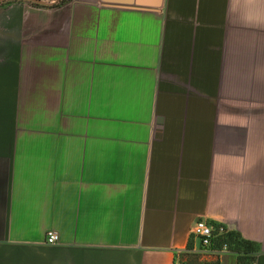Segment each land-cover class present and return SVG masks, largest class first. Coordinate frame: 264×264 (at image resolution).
Returning a JSON list of instances; mask_svg holds the SVG:
<instances>
[{"label": "crops", "instance_id": "crops-1", "mask_svg": "<svg viewBox=\"0 0 264 264\" xmlns=\"http://www.w3.org/2000/svg\"><path fill=\"white\" fill-rule=\"evenodd\" d=\"M57 3H0V264H264V0Z\"/></svg>", "mask_w": 264, "mask_h": 264}, {"label": "trees", "instance_id": "trees-1", "mask_svg": "<svg viewBox=\"0 0 264 264\" xmlns=\"http://www.w3.org/2000/svg\"><path fill=\"white\" fill-rule=\"evenodd\" d=\"M210 224L214 229L210 243L211 249L235 253L237 264H253L255 262V256L259 249L257 242L244 238L237 229H230L215 222H210ZM220 226L225 227L223 232L218 231ZM188 246H190V241Z\"/></svg>", "mask_w": 264, "mask_h": 264}, {"label": "built area", "instance_id": "built-area-1", "mask_svg": "<svg viewBox=\"0 0 264 264\" xmlns=\"http://www.w3.org/2000/svg\"><path fill=\"white\" fill-rule=\"evenodd\" d=\"M213 227L210 223H207L203 219H199L195 221L192 226L191 233L199 238L200 243L203 246H207L211 242V238L213 235ZM225 230L224 226H220L218 228L219 232H223ZM58 234L55 231H48L46 235V241L49 244H55L58 242Z\"/></svg>", "mask_w": 264, "mask_h": 264}, {"label": "water", "instance_id": "water-1", "mask_svg": "<svg viewBox=\"0 0 264 264\" xmlns=\"http://www.w3.org/2000/svg\"><path fill=\"white\" fill-rule=\"evenodd\" d=\"M4 1H8V0H0V3ZM26 1L34 2L37 4H44V5H48L52 3L54 4V3L59 2V0H26ZM104 1L113 2L114 0H104Z\"/></svg>", "mask_w": 264, "mask_h": 264}, {"label": "flooded vegetation", "instance_id": "flooded-vegetation-1", "mask_svg": "<svg viewBox=\"0 0 264 264\" xmlns=\"http://www.w3.org/2000/svg\"><path fill=\"white\" fill-rule=\"evenodd\" d=\"M59 1H62V0H59Z\"/></svg>", "mask_w": 264, "mask_h": 264}]
</instances>
